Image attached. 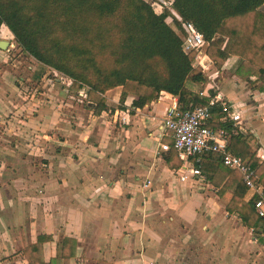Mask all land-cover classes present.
<instances>
[{
	"label": "crops",
	"instance_id": "obj_1",
	"mask_svg": "<svg viewBox=\"0 0 264 264\" xmlns=\"http://www.w3.org/2000/svg\"><path fill=\"white\" fill-rule=\"evenodd\" d=\"M239 64L236 56L221 69L212 62L203 93L221 94L237 106L247 137L264 154V92L235 75ZM216 73L222 80L214 81L212 93ZM41 90L39 103L26 104L35 112L26 127L17 120L0 123V264H29L24 250L39 242L47 264H180L187 246L181 239L197 224L209 228L218 222L223 229L235 225L238 230L220 237L230 256L214 264H264V245L238 215L227 212L233 189L221 194L204 174L182 183L178 169L169 167L168 161H175L161 145H172V139L163 135L161 124L178 97L163 92L135 108L136 97L121 87L109 90L107 111L98 117L90 107L91 125L82 133V109L63 99L64 89L47 99L46 89ZM2 98L7 105L8 98ZM68 121L77 128L68 127ZM209 201L223 204L221 219L207 215L212 213Z\"/></svg>",
	"mask_w": 264,
	"mask_h": 264
},
{
	"label": "trees",
	"instance_id": "obj_2",
	"mask_svg": "<svg viewBox=\"0 0 264 264\" xmlns=\"http://www.w3.org/2000/svg\"><path fill=\"white\" fill-rule=\"evenodd\" d=\"M37 9L34 0H0V24H4L15 37L22 51L39 63L68 76L71 88L87 91L93 113L100 117L107 111L104 94L121 87L124 94L136 97L132 106L144 108L158 100L163 92L178 97L181 112L192 107H206L209 99L201 96L209 78L201 66L196 65V53L187 54L177 31L183 23H191L203 34L209 46L207 56L221 69L231 56L240 59L235 75L244 81L257 78L254 89L264 92V0H173L172 12L177 22L171 27L164 17L155 13L144 0H112L101 7L107 13L120 12V31L123 36L116 56L117 69L102 83L93 84L88 73L80 66L68 65L71 60H59L46 45V31L33 22L30 4ZM94 0H55L61 5L73 6L84 15L94 6ZM73 16L68 13L71 23ZM67 25V23H66ZM56 48L62 50L59 45ZM64 49H69L64 46ZM161 64V66H159ZM200 87L194 92L189 85ZM220 113L214 110L211 127L218 128ZM232 152L242 157L248 166L256 169L257 180L264 188V162L247 136L235 137ZM175 163L169 167L179 169L182 165L176 151L170 152ZM202 173L221 194L233 189L227 212L238 215L242 224L255 233L264 231V219L256 212L254 201L247 202V187L241 175L223 166L220 159L205 154L200 164ZM66 240L64 244L70 245ZM72 242V241H71ZM24 256L29 264H47L41 259L40 242L28 246ZM64 256V254H63ZM70 256H66V260ZM68 262V261H67Z\"/></svg>",
	"mask_w": 264,
	"mask_h": 264
},
{
	"label": "rangeland",
	"instance_id": "obj_3",
	"mask_svg": "<svg viewBox=\"0 0 264 264\" xmlns=\"http://www.w3.org/2000/svg\"><path fill=\"white\" fill-rule=\"evenodd\" d=\"M34 1L37 9L35 10L32 1L28 12L33 15V22L39 21V27L46 31L47 34L44 36L45 43L56 59L71 60L68 65L73 67L80 66L81 70L88 73L93 84L102 83L113 71L120 69L116 64L117 54L114 53L119 51L123 39L120 31L123 9L120 12L115 11V13H107L101 10V7L112 0H94L92 10L85 15L73 6L61 5L60 8H57L55 7L57 5L55 0ZM144 1L154 9L155 13L164 17L171 27L175 28L173 20L177 22V19L172 12L171 3L173 0ZM68 13L74 18L71 23L68 21ZM1 41L8 42L9 46L5 50L0 48V120H2L0 123L4 126V122L8 121L13 125L15 120H17L18 126L26 127L28 117L31 116V113L35 114L31 109L26 110V104L39 103L40 98H42L40 94L42 93L41 88L46 89L45 93L47 94H44L46 99L49 93L63 88L65 91L63 99L70 102L71 106L75 104L76 107L82 109L81 126L78 127H80L82 133H85L91 125V114L88 112L91 105L88 103L87 91L78 92L71 88L72 80L68 76L26 55L18 46L13 34L4 24H0ZM55 45H59L64 52L56 48ZM64 46L69 49L65 50ZM206 67L208 70L210 65L208 64ZM221 78L216 73V78L211 81L213 82L212 93L217 89L215 83L218 80H222ZM256 80L257 78H252L249 81H243L252 90H255L253 87ZM10 86L15 90L16 94L11 93L9 90ZM54 96L55 101H57L58 94H54ZM2 97L8 98L6 100L7 105ZM61 100L62 98L60 97ZM49 101H51L50 98ZM71 108L73 109V107ZM72 109H70V114L74 111ZM104 118L106 119V116ZM8 122L7 125L9 126ZM65 123L66 125L68 123V127L72 126V129L77 128L76 125L73 128L74 123L72 121ZM0 130L3 129L0 128ZM253 147L259 153L256 143L253 144ZM210 192L212 195H208V198L214 197L213 189L210 188ZM209 203H213L209 208L212 213L207 212V215H210L209 217L218 215L219 219H221L225 215L223 204L217 205L213 201H209ZM223 220L226 221L228 219L225 216ZM206 225H195L191 228L192 233L188 237L186 235L181 239L182 244L188 247L186 246L185 253L181 254L180 264H214L217 258H229L228 249L220 245L219 239L223 235L228 236L237 231L236 226L230 225L223 229V222L215 223L209 228ZM218 232L221 234L216 235ZM251 235L259 241V244L264 245V241L259 238V233L252 232Z\"/></svg>",
	"mask_w": 264,
	"mask_h": 264
},
{
	"label": "built area",
	"instance_id": "obj_4",
	"mask_svg": "<svg viewBox=\"0 0 264 264\" xmlns=\"http://www.w3.org/2000/svg\"><path fill=\"white\" fill-rule=\"evenodd\" d=\"M177 33L182 39L184 51L187 54L196 53V65L206 72L207 65L204 67L203 64L208 58L206 48L209 42L191 23H183L182 29ZM201 96L209 99L208 106L192 107L181 112L179 103L174 102L161 124L163 135L172 139V145H161V151L174 150L178 154L182 165L175 175L182 183L202 178L200 164L203 156L215 155L224 167L241 175L248 189L249 201L257 198L254 201L255 209L259 217L264 219V188L257 180L256 169L248 166L242 157L235 155L231 150L235 137L248 134L241 111L221 94L212 97L204 92ZM214 110L220 113L218 122L221 126L218 128L211 127L215 119ZM258 156L261 162H264L261 150ZM259 238L264 241V231H260Z\"/></svg>",
	"mask_w": 264,
	"mask_h": 264
},
{
	"label": "water",
	"instance_id": "obj_5",
	"mask_svg": "<svg viewBox=\"0 0 264 264\" xmlns=\"http://www.w3.org/2000/svg\"><path fill=\"white\" fill-rule=\"evenodd\" d=\"M8 46H9L8 42H6V41L0 42V48L1 49L5 50ZM211 63H212V61L209 58H207L206 62L203 64V66L205 67L206 65L211 64Z\"/></svg>",
	"mask_w": 264,
	"mask_h": 264
}]
</instances>
